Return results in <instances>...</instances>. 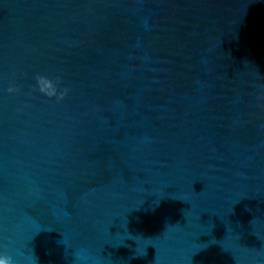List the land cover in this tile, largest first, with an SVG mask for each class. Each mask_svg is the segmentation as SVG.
Instances as JSON below:
<instances>
[{"label": "water", "instance_id": "water-1", "mask_svg": "<svg viewBox=\"0 0 264 264\" xmlns=\"http://www.w3.org/2000/svg\"><path fill=\"white\" fill-rule=\"evenodd\" d=\"M3 254L264 264V0H0Z\"/></svg>", "mask_w": 264, "mask_h": 264}, {"label": "clouds", "instance_id": "clouds-1", "mask_svg": "<svg viewBox=\"0 0 264 264\" xmlns=\"http://www.w3.org/2000/svg\"><path fill=\"white\" fill-rule=\"evenodd\" d=\"M36 80H37V88L39 92L49 98L56 97L57 100L59 101V100H63L67 95V89H65L63 92H58L57 86L46 77L38 76ZM16 91H18V89L14 87L8 88L9 93H14ZM85 258L86 257L84 250L75 253L76 261L84 260ZM0 264H17V262L12 256L3 254L0 255Z\"/></svg>", "mask_w": 264, "mask_h": 264}]
</instances>
